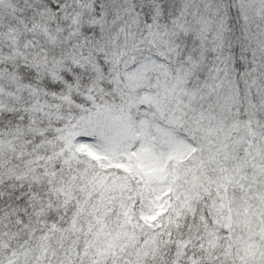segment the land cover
<instances>
[{
    "label": "snow or ice",
    "instance_id": "6c2138e0",
    "mask_svg": "<svg viewBox=\"0 0 264 264\" xmlns=\"http://www.w3.org/2000/svg\"><path fill=\"white\" fill-rule=\"evenodd\" d=\"M0 264H264V0H0Z\"/></svg>",
    "mask_w": 264,
    "mask_h": 264
}]
</instances>
